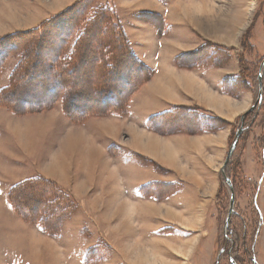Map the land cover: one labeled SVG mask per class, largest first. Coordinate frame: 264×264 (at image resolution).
Masks as SVG:
<instances>
[{"label": "rangeland", "instance_id": "1", "mask_svg": "<svg viewBox=\"0 0 264 264\" xmlns=\"http://www.w3.org/2000/svg\"><path fill=\"white\" fill-rule=\"evenodd\" d=\"M113 54L131 86L105 110ZM166 72L225 109L166 77L171 98L142 102ZM76 130L106 154L91 185ZM141 131L173 158L143 154ZM60 147L76 169L53 167ZM0 264H264V0H0Z\"/></svg>", "mask_w": 264, "mask_h": 264}, {"label": "crops", "instance_id": "2", "mask_svg": "<svg viewBox=\"0 0 264 264\" xmlns=\"http://www.w3.org/2000/svg\"><path fill=\"white\" fill-rule=\"evenodd\" d=\"M169 19H170V17H169ZM193 21L195 22V24L196 25H198V26H200V25H202L201 24V21L198 19V18H196V14H195V16H194V19H193ZM170 23H173V20L171 19V22ZM220 23V22H219ZM218 23V24H219ZM217 25V24H216ZM215 25V26H216ZM175 26V29L177 28V27H180V26H176V25H174ZM217 26H219V25H217ZM224 27V26H223ZM225 28V27H224ZM227 29H229V28H227ZM235 30H236V28H234ZM181 30V32H184V30H182V29H180ZM230 31V30H229ZM231 31H233V30H231ZM177 32H178V29H177ZM171 73H173V72H171ZM171 73H169V72H166V74L164 73L163 74V78L162 77H160V78H162L161 80H156L155 82H153V83H149L148 85H146V87H143L142 89H141V93H140V99L142 100V102H147V100L149 99V97H151L152 96V98L153 97H156V96H158V95H162L163 93V96H166L167 98H171V95H170V92H168V93H166V91H167V89H165L164 87H162L161 86V81L163 80V79H165V77H166V79L167 78H169V80H170V83L169 84H171L168 88H171V87H173V86H175L176 84V81H177V83H179V84H182V85H184V83H185V89L194 97L195 96V98H198V99H208V101L212 98H214L213 99V103H215L214 105H215V107H214V109L215 110H217V112H219V110H221L222 109V111L225 109V106L227 105L226 103H223L224 105H220V102H222V101H220L219 100V98L218 97H215V96H212L208 91H206V90H204V86H203V84H202V87H203V89H199V90H197V89H195V87H193V85H191V83H189V80L185 77V78H181L182 76H175V74H174V76H172V75H170ZM214 73V72H213ZM166 75V76H165ZM176 75H179V74H176ZM206 75V77H207V73L205 74ZM212 75H215V74H212ZM178 77H180V78H178ZM222 78V79H221ZM223 78H225V75H220V76H218L217 77V81H221V80H223ZM188 89H190V90H188ZM166 93V94H165ZM144 95V96H143ZM220 95V94H219ZM143 96V97H142ZM165 97V98H166ZM148 98V99H147ZM154 99V98H153ZM140 100V101H141ZM220 101V102H219ZM210 102V101H209ZM224 107V109L223 108H221V109H219L218 107ZM243 112V111H242ZM242 112H238L237 114H239V113H242ZM237 114H236V116H237ZM237 118V117H236ZM106 123H108V124H111V130H113L114 131V128L116 127V126H120V125H122V124H119V122L117 123V122H115V121H112V120H109V119H107L106 121L105 120H103V121H98V122H95L94 124H93V128H94V126L95 127H97L98 128V126H100L99 127V129H98V131L100 132L101 131V129H103V130H106L107 132H109V129H108V127L106 126ZM102 124V125H101ZM119 124V125H118ZM77 131V133H79V137H81V142H79V147H80V149L81 150H85V147L87 146V149H88V151H90L91 152V155H92V151L90 150V149H93L94 150V155L93 156H95V157H93V158H90V159H94V161L92 162V161H90L89 159H87V156H89L90 155V153H88V151L85 153V154H82V152H80V150H78V149H75V150H71V153H74V155L73 156H76L77 157V160L80 162V166H79V164L77 165L78 167H76V168H78V169H82V170H84L83 172H84V176L85 177H87V179L89 180V184L91 185L92 184V182H91V179L93 178V177H95V173H97V172H99V174H106L107 173V165H106V160H105V163H103V164H100V159H101V157L102 156H105L106 157V154H105V151H104V148H101V151L99 150V147L97 146V144L95 143L94 144V141H95V139H96V136H97V132H93V131H91V132H84V131H82V130H76ZM141 136H139V137H137V138H135V140L137 141V144H139V147L142 149V153L143 154H148V155H150V156H152L153 158H156V159H158V160H166V161H169L170 160V158H173L172 157V153H173V151L171 150V148L169 149V148H166V145L165 144H162L161 143V141H158V140H155L154 138H150L148 141H147V136L146 135H149L147 132H144V131H141ZM75 137L74 136V134H72V133H70L69 134V137ZM146 136V137H145ZM68 137V138H69ZM145 137V140H142L143 138ZM226 137V136H225ZM224 137V138H225ZM134 138V137H133ZM85 139V141H82V140H84ZM225 140V139H224ZM87 141V142H86ZM145 141H147V142H145ZM88 146H89V148H88ZM131 147H132V145H131ZM177 147L178 146H176L175 144H173V150H174V155H176L177 153ZM65 147L63 148V147H60L59 148V150H57V151H55L54 153H51L52 155H51V164L53 165V167H57V168H59V170L61 169H71V170H74V169H76L75 168V165L73 164H71V165H69V163L68 164H66V166H62L61 165V163H62V161L64 160L63 159V157L65 158V157H67V151H68V149H65ZM134 149V148H133ZM164 149H165V151H164ZM49 153V152H48ZM76 153V154H75ZM158 154V155H155V154ZM45 154H46V152H45ZM44 154V155H45ZM103 154V155H102ZM64 155V156H63ZM102 155V156H101ZM68 158V157H67ZM106 159V158H105ZM48 160H49V158H48ZM78 161H77V163H78ZM64 162V161H63ZM81 162H83V163H81ZM71 163V162H70ZM76 163V164H77ZM58 170V171H59ZM71 170H69V171H71ZM81 170V171H82ZM132 170V169H131ZM129 172H130V169H129ZM79 175H80V173H79ZM82 177H83V175H82ZM85 183H87V181H84Z\"/></svg>", "mask_w": 264, "mask_h": 264}, {"label": "trees", "instance_id": "3", "mask_svg": "<svg viewBox=\"0 0 264 264\" xmlns=\"http://www.w3.org/2000/svg\"><path fill=\"white\" fill-rule=\"evenodd\" d=\"M101 18H103V17H101ZM97 22H94L93 24H96ZM79 54V52L77 53V55ZM116 54V53H115ZM115 54H113L112 55V64L111 65H109V67H110V70L112 71V73L111 72H108L109 73V77L110 78H115V79H117L118 81H120V86H116L118 89H120V92H119V90L118 91H112V93H111V89H110V87L111 86H109V87H105L104 89H101V91L103 90V92L105 93V94H101L99 97H98V99L99 100H96V98H92V100H94V102L97 104V102H98V104L97 105H99L100 106V108L101 109H105V110H108V109H110L111 107H118V104H120L121 105V103L120 102H118L117 101V104H111V103H113V101L114 100H111V96L112 95H117V96H119V95H122L121 93L123 92L122 90L124 89H128L129 88V86H131V84L129 83V79H130V69L129 70H126V69H122V71L120 72V75H122V76H119L118 74H114L113 73V71H114V69H115V67H116V63H126V60L124 61V62H122L123 61V59L122 58H120L119 60H117V58H116V60H114L115 59ZM129 56H134L133 54L131 55V52H129ZM75 57H76V55H75ZM74 57V58H75ZM124 66V65H123ZM84 74V73H83ZM84 78V75H82L81 76V79H83ZM115 88V87H114ZM116 89V88H115ZM98 93H100V90L98 89ZM85 93L86 92H82L81 94H84L85 95ZM124 95H126V94H124ZM123 95V96H124ZM81 96L82 95H77L75 98H73V100H76L75 102H81L82 103V101H84V98H81ZM86 96H89L88 94H86ZM116 96V97H117ZM50 97H52V95L50 94V96H49V98ZM115 99V98H114ZM89 100V99H88ZM116 100V99H115ZM118 100V99H117ZM122 99H120L119 101H121ZM93 102V103H94ZM111 102V103H110ZM69 103H70V101H69ZM45 104V103H44ZM92 104V103H91ZM95 104V105H96ZM76 107H83V105H81V106H78V105H76L75 107H74V109H76ZM84 108V107H83ZM80 110V109H79ZM83 114H84V110H80V111H78V113H76V112H71V116H76L77 118H78V116H83ZM251 114V113H250ZM250 114H247V115H250ZM79 119V118H78ZM240 119V118H239Z\"/></svg>", "mask_w": 264, "mask_h": 264}, {"label": "water", "instance_id": "4", "mask_svg": "<svg viewBox=\"0 0 264 264\" xmlns=\"http://www.w3.org/2000/svg\"><path fill=\"white\" fill-rule=\"evenodd\" d=\"M261 98H262V95L259 96V99H258V102H257L256 106L258 105V103L260 104V102H261ZM254 109H255V106H253V107L250 109V112H253ZM245 117H247L246 114L243 115V117L241 118L242 121L245 120ZM243 132H244V129L241 128V129L236 133L235 138H234V141H233V143H232V145H231V148H230V152H229V154L227 155V159H226V163H225L226 166H227V165L229 164V162L231 161V159H232V157H233V154H234V152H235V149H236V147H237V144H238V142H239V139H240L241 135L243 134ZM228 183H229V181H228ZM233 203H234V202L232 201V205H231V208H230V215H229V217H228V222H229L230 217H231V214H232V209H233V205H234ZM228 222H227V224H226V228L228 227Z\"/></svg>", "mask_w": 264, "mask_h": 264}, {"label": "bare ground", "instance_id": "5", "mask_svg": "<svg viewBox=\"0 0 264 264\" xmlns=\"http://www.w3.org/2000/svg\"><path fill=\"white\" fill-rule=\"evenodd\" d=\"M231 16V15H230ZM194 17V16H193ZM235 18V17H234ZM225 19H227V18H225ZM236 20V19H235ZM232 21H234L233 20V18L231 19V22H229L228 20H221V23H219V24H217V25H222V26H226V27H228V28H230L229 27V25H231L230 23H232ZM235 22V21H234ZM238 24V23H237ZM233 25V24H232ZM233 27V26H232ZM234 28H236V26H234L232 29L230 28L229 30L231 31V30H233ZM84 75V74H83ZM179 84V83H178ZM180 85V84H179ZM94 101V100H93ZM250 107V106H249ZM249 107L245 110V111H243L242 113H239V114H237V119H239L247 110H250L249 109ZM225 140H226V143H227V141H228V139H227V137L225 138ZM86 151H88V150H86ZM88 153H89V151H88ZM228 155V154H227ZM224 158H225V156L223 157V161H224ZM174 213V212H173ZM173 213H170V215H173ZM175 214V213H174Z\"/></svg>", "mask_w": 264, "mask_h": 264}]
</instances>
